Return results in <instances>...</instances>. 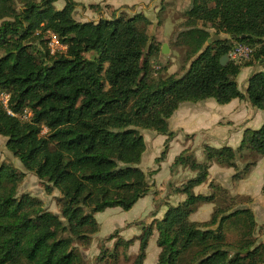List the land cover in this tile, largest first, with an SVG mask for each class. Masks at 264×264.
<instances>
[{"label":"trees","instance_id":"trees-1","mask_svg":"<svg viewBox=\"0 0 264 264\" xmlns=\"http://www.w3.org/2000/svg\"><path fill=\"white\" fill-rule=\"evenodd\" d=\"M56 1L0 0V94L8 96L13 114L0 102V136L26 171L61 195L60 216L27 194L16 197L23 174L0 164V264H81L76 245H87L97 231L94 215L129 211L149 193L138 168L145 151L139 130L166 136V148L174 136L168 120L181 103L238 99L264 112V71L252 73L243 92L236 81L242 69L264 60V0H190L175 43L185 47L189 66L180 77L156 80L149 78L148 58L158 46L143 14L114 10L96 22H78L73 14L83 5L64 0L57 10ZM88 8L98 11L97 5ZM47 33L65 50L51 54ZM221 34L229 38L221 40ZM238 45L251 49L248 59L221 66V57ZM24 109L30 119L18 117ZM245 152L264 157V122L245 129L235 150L205 146L203 163L187 150L178 154L171 168L195 175L178 189L182 202L142 226L133 264H143L153 227L156 264H262L264 244L253 237L249 209L216 207L209 221L189 220L200 205L222 201L217 184H209V195L194 193L206 182L209 163L236 169V155ZM255 165L236 169L233 181L244 180ZM226 229H235L237 240L228 242ZM129 244L118 240L114 249Z\"/></svg>","mask_w":264,"mask_h":264},{"label":"rangeland","instance_id":"rangeland-1","mask_svg":"<svg viewBox=\"0 0 264 264\" xmlns=\"http://www.w3.org/2000/svg\"><path fill=\"white\" fill-rule=\"evenodd\" d=\"M73 1L84 6H78L74 11L73 17L78 22H96L100 17H109L114 10L118 13H125L127 16L141 13L150 21L146 32L158 46V50L153 51L148 58L151 80L168 76L180 77L188 68L191 60H187L185 47L175 43L178 34L184 29L185 12L189 7L190 0H170L169 2L165 0ZM64 4V0H57L53 5L55 9L60 10ZM16 5L19 8V4ZM89 5H97L98 11L89 9ZM210 33L213 34V31L210 30ZM51 37L50 33L45 36L48 48ZM228 38L226 35H219L221 40ZM163 45L167 47L166 54L161 51ZM49 50L53 54L64 51L65 46L63 50L52 51L50 48ZM232 52L233 50L230 53ZM229 60L241 62L243 59L229 57ZM259 71H264V60L262 62L253 61L251 66L242 69L236 79L238 89L243 92L247 86L248 77ZM7 100L6 94L0 95V102L6 109H8ZM240 105L245 108L243 116L235 117V121H228L229 116L234 114L230 115L231 113H229L224 116L228 118H223L225 107L218 105L212 99L197 103H181L168 120V129L174 133V136L167 142L166 148H164L166 136L158 135L150 130H139L144 138L145 151L138 168L146 175L149 193L138 200L129 211L110 208L94 215L97 231L90 235L87 245H76L81 264H133L139 250L138 237L141 235L142 226L153 225L162 219L169 207L182 202L185 196L179 193L178 189L195 175L187 168H171L174 158L182 151L187 150L194 155L198 162L203 163L205 146L216 149L227 146L235 150L242 136L234 139V135H238L241 131L243 133L247 128L258 129L263 124L264 112L251 107L246 100H242ZM24 111L28 112L24 109L18 117L21 120L30 119L28 113L26 115L29 118H25ZM239 112H236L235 116ZM219 115H221V119L213 121ZM234 125L235 128L229 131H233L232 134L228 130L225 131L227 126ZM45 132L46 129L43 128L42 134ZM235 132L236 134H234ZM164 150L165 158L162 161H156ZM251 162L257 164L256 167L250 169L247 177L243 181H233L232 176L236 169L241 170L244 165ZM2 163L12 165L19 173L23 174L17 187L16 197L27 194L40 201L41 207L45 211L60 216V192L56 189L47 191V187L51 184L26 171L7 149L6 138L0 136V164ZM235 163L236 169L221 167L214 161L209 163L207 180L199 188L194 189V193L209 195L212 193L209 184H217L221 189H224H219L221 192L216 193L222 201L200 205L190 215L189 220L197 223L209 221L216 207H231V211L246 208L252 212L256 224L253 237L257 244H264V157L259 158L254 153L245 152L242 156L236 155ZM230 197L234 198L230 200ZM226 230L228 231V242L237 240L238 233L235 229ZM118 240L130 241V244L128 247L119 246L114 249ZM156 240L157 232L153 227L143 264H156L160 252L156 246ZM113 251L116 256L114 258L110 256Z\"/></svg>","mask_w":264,"mask_h":264},{"label":"built area","instance_id":"built-area-1","mask_svg":"<svg viewBox=\"0 0 264 264\" xmlns=\"http://www.w3.org/2000/svg\"><path fill=\"white\" fill-rule=\"evenodd\" d=\"M51 34V33H50ZM49 48L54 51L56 50H63L64 46L58 41V39L52 34V37L49 40ZM251 53V49H249L247 46L244 45H238L233 49V52L230 53L229 57L234 58V59H248L249 54ZM1 95V94H0ZM25 118H29L26 114L30 117H32V113L30 111L25 112ZM7 114L13 116L12 112L7 109ZM21 119V118H20Z\"/></svg>","mask_w":264,"mask_h":264},{"label":"crops","instance_id":"crops-1","mask_svg":"<svg viewBox=\"0 0 264 264\" xmlns=\"http://www.w3.org/2000/svg\"><path fill=\"white\" fill-rule=\"evenodd\" d=\"M165 1H168V2H169L170 0H165ZM241 101H242V100L234 99V100H232L229 104L221 105V106H224L225 109H226V111L223 112V118H228V117H224V116H226V115L229 114V113H231L230 115H232V114H234V115L229 116L228 121H235V119H236L235 117H237V118H241V117L243 116V110H245L244 106L242 107V106L240 105V102H241ZM248 105H249V103H248ZM248 105H247V106H248ZM215 110H216V109H215ZM238 111H240L239 114H238L237 116H235V113L238 112ZM254 115H255V113H254ZM245 116H246V115H245ZM220 119H221V115H219V116H217L216 118H214L213 121H219ZM213 121H212V122H213ZM220 128H221V127H220ZM232 128H235V125H234V126H227L225 131L228 130V132H229ZM232 132H233V131H232ZM232 132H229V133L232 134ZM234 134H236V132H235ZM234 136H235L234 139H237L238 137L241 138V136H242V131L239 132L238 135L236 134V135H234ZM259 158H261V157H259ZM256 164H257V163H256ZM254 167H256V165H255ZM254 167H253V168H254ZM240 181H243V180H240ZM199 187H200V186H199ZM199 187H196L195 189H197V188H199Z\"/></svg>","mask_w":264,"mask_h":264},{"label":"water","instance_id":"water-1","mask_svg":"<svg viewBox=\"0 0 264 264\" xmlns=\"http://www.w3.org/2000/svg\"><path fill=\"white\" fill-rule=\"evenodd\" d=\"M216 38H218V37H216ZM161 51H162L163 54H166L167 53V47H166V45H163L162 46ZM228 61H229V56L228 55H225V56L221 57L219 63H220L221 66H224Z\"/></svg>","mask_w":264,"mask_h":264}]
</instances>
